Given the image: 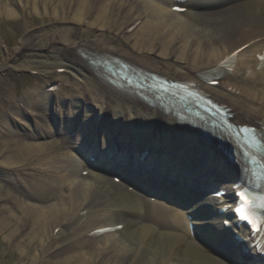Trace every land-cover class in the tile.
Returning <instances> with one entry per match:
<instances>
[{
  "label": "bare ground",
  "instance_id": "6f19581e",
  "mask_svg": "<svg viewBox=\"0 0 264 264\" xmlns=\"http://www.w3.org/2000/svg\"><path fill=\"white\" fill-rule=\"evenodd\" d=\"M182 4L188 7L185 18L174 11L177 0H0V33L6 36V25L17 36L0 69L27 71L44 81L43 91L31 84L16 95L0 83V235L10 254L0 264H264L249 232L235 226L234 186L243 169L233 175L220 164L225 158L212 157L171 131L155 130L161 149L166 147L164 156L176 158L167 166L163 159L160 168L181 177L186 171L183 164L196 157L213 177L208 181L211 192L189 210L174 208L175 213L116 177L92 171L94 164L71 151L86 150L92 141L85 118L81 132L70 138L64 129H55L45 103L46 88L62 74L70 81L60 83L58 92L76 90L86 104L95 101L100 107L118 108L140 103L102 81L80 53L108 55L148 73L191 83L223 106L232 123L264 131V0ZM212 5V12L195 11ZM21 13L30 26L58 21L62 25L31 32L21 22ZM217 13L222 15L215 26L205 28L191 21ZM233 43L237 45L229 46ZM233 54L232 66L223 68ZM209 75L216 77L214 86L203 79ZM62 106L55 108L61 112ZM23 108L34 119L35 130L18 116ZM76 110L71 103L61 117ZM8 114L16 115V123L30 131L20 133L8 126ZM119 141L126 148V137ZM136 144L134 139L132 145ZM88 149L94 153L93 147ZM63 151H68L65 156ZM80 170L87 175L81 176ZM187 178L178 180L192 183ZM40 189L50 192L40 198L46 204H28L27 193ZM217 193L222 196L217 198ZM193 214L197 219L189 218ZM102 228L110 231L93 235Z\"/></svg>",
  "mask_w": 264,
  "mask_h": 264
},
{
  "label": "rangeland",
  "instance_id": "374dc122",
  "mask_svg": "<svg viewBox=\"0 0 264 264\" xmlns=\"http://www.w3.org/2000/svg\"><path fill=\"white\" fill-rule=\"evenodd\" d=\"M214 6L215 5H212L209 7L208 6L198 7V9L195 11L199 10V11H202L205 13L212 12L213 10H215ZM217 6H219V5H216V7ZM182 8H185V7H182ZM195 8H197V7H195ZM185 9L188 10V8H185ZM29 12L30 11H28V13ZM178 14L181 15L182 18L186 17L185 11L182 13H178ZM221 15H222L221 13L220 14L217 13V15L214 17L211 16V17L195 18L194 20L191 19V21L195 22L198 26H205V28H207V27L211 26L213 23L217 24L216 22H219L221 20ZM19 16H20L21 22L31 32H38L40 30L47 29V28H50L52 26L58 27V26L62 25L61 22L58 21V22H52V23H46V24L45 23L44 24H38L36 26H34V25L30 26L28 18L23 13L19 14ZM0 21H1V19H0ZM88 22H89V19L86 20L85 24H87ZM215 24H213V25L215 26ZM131 29H130V31H131ZM4 30L6 32L5 37H4V35H2L0 33V67H1L2 59L5 55L6 50L7 49L8 50L13 49L17 43V36H16L15 32L9 26H6V25L4 27ZM130 31L126 32L125 35H128L130 33ZM201 37H204V36H201ZM236 45H237V43H233L232 45H229V46L233 47ZM60 76L61 77H59L58 81L54 84V86L51 85L46 89V92L48 95L46 97L45 103H47L49 105V107L51 108L50 112H51V117H52L54 125H55V129H58V130L64 129L65 134H66V132H68V135H69V133L76 131L77 134H75V133L74 134L78 136V132L79 133L81 132L80 128H79L80 122H78L79 118L76 116V114H74L72 116L66 115L64 117H61L62 111L64 109L69 108L70 104L72 103V104L77 106V109L82 110L81 112L86 114L87 111L89 113V110H91V108H89V107H91V105L86 104L85 102L81 101V98L79 97L76 90H71L67 94L66 93L62 94V93L58 92L57 88H58V84L60 85V82L61 83L66 82L67 83L70 81V78L66 74L65 75L62 74ZM0 83L1 84L4 83L5 85H7L9 87L10 91L16 95V94H18L19 90L25 89L28 86H31V84H34V85L37 84L36 86H33V87H37L38 89H36V90L39 92L41 90L42 85L44 84V81L42 80L41 77L37 76L36 74L30 73L27 71H16V70H8V69L2 70V69H0ZM58 99L60 100L59 104L60 103L63 104V107L62 108L60 107L61 112H58V110H56V108H55L56 102ZM128 109H130V108H127L126 110H128ZM18 116L21 119L25 120L29 124L30 129L35 130L34 129V126H35L34 119L31 117V114L28 112L27 109H24V108L21 109ZM15 117H16V115H14V114H8L6 117L7 125L13 129H17L18 131H20V133L29 132L30 131L29 128L24 129V127H22L21 125L16 123V121L14 119ZM74 117H76V118H74ZM56 137H58V136H56ZM37 141L38 142L43 141V139H40ZM71 151H75V150L72 149ZM64 152H68V151H63V154H64ZM64 156H65V154H64ZM69 157H70V155H69ZM79 174L84 177V176H86V171L80 170ZM2 176L6 179L8 178L7 175L2 174ZM20 192L23 193L22 188L20 189ZM49 193L50 192L46 189L34 190L33 192L29 193V195L27 193L26 202L28 204H31L34 206L45 205L46 202L42 203L40 198L49 196ZM1 240H2V237L0 235V247L5 248V252L0 253V263H1V261L4 262V260H7L10 256V254L8 253V249H6V246L2 243ZM13 257L16 258L17 254L14 253ZM236 264H245V263L237 261Z\"/></svg>",
  "mask_w": 264,
  "mask_h": 264
}]
</instances>
